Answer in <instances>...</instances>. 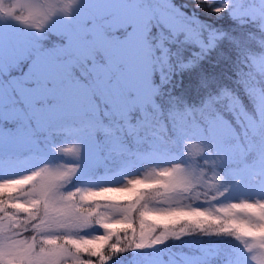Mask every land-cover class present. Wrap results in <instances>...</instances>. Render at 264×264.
I'll return each mask as SVG.
<instances>
[{
	"label": "snow or ice",
	"instance_id": "snow-or-ice-1",
	"mask_svg": "<svg viewBox=\"0 0 264 264\" xmlns=\"http://www.w3.org/2000/svg\"><path fill=\"white\" fill-rule=\"evenodd\" d=\"M201 2L217 14L230 9V15L238 23L255 28L246 39L234 38L243 53L245 63L241 71L247 79L241 81L240 72H237V90L212 95L195 107L172 104L166 113L163 105L153 99L157 89L150 86L143 111L145 115L153 110L159 112L164 117V131L171 142L184 148L183 153L167 155L174 159L186 155L220 169L211 187L216 188L226 175L237 171L233 165L242 161L245 169L259 166L262 179L258 187L264 191V0H225L223 5L215 7L213 0ZM153 4L155 6L148 5L139 10L143 20L140 35L155 45L152 51L162 60L160 79L163 81L164 69L171 68L170 42L182 36L201 52H207L223 34L186 17L175 6L174 0H153ZM23 71L26 73L27 69ZM23 86L28 92L38 88L36 81L30 79H25ZM16 95L18 117L0 123V129L4 131L0 135V171L33 163L36 166L23 174L0 179V264H108L118 254L155 249L164 244L168 236L180 237V233L174 231L153 235L155 228L147 226L146 222L167 225L187 220L203 229L204 223L197 221V217L220 225L224 215L230 219L223 226L208 228L206 234L230 236L236 243L227 249L219 245L201 246L195 256L187 257L186 254V264H251L252 259L264 264V236H257L249 230L264 220L258 221L256 217L233 211L244 208L255 212L264 200L236 199L234 203L221 205L216 210L219 214L207 208H172L173 194L192 186L193 170L184 164L154 168L149 176L126 177L124 186L101 189L76 186L69 190L67 186L75 178L81 176L85 181L90 177L87 174L98 173L99 167L86 169L81 163L85 159L83 143L54 147L51 157L28 149L27 145L39 142L36 139L39 125L29 113L25 100ZM39 104L47 107L49 116L55 115L52 97H43ZM138 122L136 116L129 114L126 117L130 131ZM84 130L98 147L108 145L109 151L117 158L115 171H122L132 163L128 158L132 155L129 133L121 138L103 120L89 122ZM134 155L137 160H143L158 154L148 149ZM60 159L70 162H51ZM200 171L202 174L203 169ZM236 184H241L239 178ZM228 191L229 188L217 191L212 199L224 197ZM20 196L25 199H19ZM157 197L169 205L167 210L153 202ZM94 198L124 203L110 205L112 212L105 214L87 206ZM21 214L26 215V222L35 221L32 224L34 235L24 236L13 231ZM243 224L249 228L242 227ZM94 225L99 229L96 235L83 234ZM253 244L261 249L256 254H253ZM158 264L168 262L161 255Z\"/></svg>",
	"mask_w": 264,
	"mask_h": 264
},
{
	"label": "rangeland",
	"instance_id": "rangeland-1",
	"mask_svg": "<svg viewBox=\"0 0 264 264\" xmlns=\"http://www.w3.org/2000/svg\"><path fill=\"white\" fill-rule=\"evenodd\" d=\"M213 1L217 3V6L223 5L225 2V0ZM26 4L29 6L26 7ZM148 5L155 6L153 0H0V74L13 70L6 79L0 78V110L4 109L3 114H5V116L2 115L3 118L0 116V120H6L9 116L18 117V96L16 94L25 100L29 106V113L33 114L39 127L68 117L98 122L102 120L101 116L105 109L107 112L113 111L114 113L111 114L116 116L127 113L135 105H139L143 110L150 95V86L157 89L153 99L160 92V87L154 81L152 74L154 67L159 69V64H162V60L152 51L155 45L140 35L143 20L139 10ZM228 11L230 12V9ZM151 23L154 25L155 20ZM126 24L127 27H125ZM119 26L122 28L121 33H118L116 29ZM134 26L136 31H134ZM60 35L63 36L62 39H60ZM180 40L184 41L183 38ZM199 51L200 49L197 47L196 52ZM23 69H27V72L25 73ZM25 79L36 81L37 90L34 92L25 90L23 86ZM45 96H50L54 100V116H49L47 107L39 104V101ZM94 97L96 99H93ZM100 103L101 109L104 110L102 113L98 107ZM107 119L110 120V118ZM3 134V129H0V135ZM74 143L84 144L85 159L81 163L86 169L94 164L113 162V156L103 148L106 145L98 147L85 131L63 137L56 146L39 147V151L47 153V156L51 157L54 147H71ZM29 145L37 148L34 143ZM160 148L163 150L156 157L136 161L125 174L89 182L77 179L80 177L78 176L67 188L70 190L73 187L82 186L101 189L106 186H124L126 177L149 176L152 175L154 168H170L176 164H184L193 170L192 186L195 183L199 184L203 189L205 187L206 193H209L201 200L184 203V200L181 201L185 192L193 193L195 190L190 191L192 186L188 187L186 191L179 189L173 194L172 208L186 210L207 208L214 214H219L216 210L221 205L229 202L234 203L236 199L264 200V191L258 187L262 179L259 166L233 176L228 174L216 188H213L211 183H215L214 177L220 173L218 167L212 163L205 164L203 160L190 159L186 155L180 159H174L167 155V153H183V146L176 145L175 148H170L160 143ZM213 159H215V155ZM51 162L66 163L70 161L60 159ZM35 166L36 164L33 163L0 171V179L23 174ZM201 169H203L202 174ZM238 178L241 180L240 185L236 184ZM225 188H229L226 196L212 199L216 196L217 191H222ZM19 199L23 200L25 197L20 196ZM175 202L181 203L174 204ZM114 203L124 202L94 198L88 202L87 206L95 207L99 212L106 214L112 212L110 205ZM157 205L166 210L169 208V205L163 201L162 204ZM233 211L251 215L258 218V221L264 220V204H261L255 212L244 208ZM228 219L230 217L224 215L221 224L214 225L210 221L205 222L203 218L197 217V221L204 224L209 223L203 229L207 238L200 241L199 247L206 246L203 245L206 242H211L208 239L209 235L206 234L208 228L223 226ZM17 221L18 226H14L13 231L21 232L24 236L35 234L31 227L35 221L26 222L25 214L19 215ZM146 224L155 228L153 235L158 233L157 225H152L150 222H146ZM180 225L184 226L182 229L188 232L186 234L188 236L193 232L196 223L183 220ZM161 226L163 233L176 227L171 223ZM241 226L249 228L247 224ZM25 228L28 231H24ZM249 230L257 236H264V222H258V227L253 226ZM98 231L99 229L94 225L84 230L83 234L92 236L96 235ZM188 239L189 236L184 237L181 241L187 245L185 250L181 249L184 258L173 260L169 258L172 260V264H186V254L187 257L198 254L199 247H192ZM249 242L252 243V240L250 239ZM165 244L168 243L164 242L160 246ZM214 244L219 245L220 243L215 242ZM260 250L259 245L253 244V254ZM133 252L128 251L114 256L108 264L118 257L121 259ZM156 254L160 255V252L156 251ZM171 256V254H167L165 257ZM150 261L151 264H158V259L155 257L148 259L145 264H150ZM251 264H258V261L252 259Z\"/></svg>",
	"mask_w": 264,
	"mask_h": 264
},
{
	"label": "trees",
	"instance_id": "trees-1",
	"mask_svg": "<svg viewBox=\"0 0 264 264\" xmlns=\"http://www.w3.org/2000/svg\"><path fill=\"white\" fill-rule=\"evenodd\" d=\"M174 3L186 17L195 19L200 24L217 33H222L223 35L216 40L214 46L209 48L207 52H196V45L180 40L182 36H178L175 41L170 42V52L173 53V55L170 56L171 68L164 69L163 81L159 78V73L162 74V64H159V69L156 67L153 69V73H155L153 79L160 87V92L154 100L157 104L163 105V111L165 113L167 112L168 107L172 104H175L177 107H183L184 105L195 107L198 106L204 99L212 95L221 94L225 90H237L238 86L236 73L240 72L241 81L247 79V77H245L243 71H241V66L245 63V61L243 53L240 52L234 42V38L239 37L241 39H246L248 33L255 32V28L252 25L240 24L233 19L228 10L217 14L213 12L207 4L202 3L201 0H174ZM215 6H217V3L213 1V7ZM127 26L128 25L126 24L125 27ZM119 27L116 29L118 33H121L122 28L121 26ZM60 36V39H62L63 36ZM196 53H199V55H195ZM190 59L192 60L188 61ZM157 70L159 71L158 73ZM12 72L13 70L2 72L0 74V78L3 80L6 79L9 73ZM101 106L102 105L100 103L98 105L100 113L104 111L101 109ZM132 108L133 109H129L127 113L119 116L111 114L114 112H107V109H105L101 116L102 120L113 129L114 134L118 133L121 138H123L126 133L130 134L131 139L128 140V143L131 145L132 155H129L128 158L132 161V163L122 171H115L117 158L109 151V147L106 145L103 148L108 151V154L113 156V162L94 164L90 168L99 167L100 171L98 173H88L87 175L90 177L85 180L86 182L102 178L107 179L117 177L125 174L132 164L139 161L134 155V153L138 151L143 152L151 149L154 153L160 154L163 150L160 148V143H163L165 146H169L170 148L176 147V145L171 142V138L164 131V117L161 116L159 112L153 110L145 115L139 105H135ZM3 110H0L1 118H3L2 115L5 116V114H3ZM109 114L111 115L109 116ZM129 114L136 116L139 121L131 131L126 123V117ZM105 115L106 118H104ZM15 118L9 116L6 120ZM107 118H110V120ZM3 121H5V119H1L0 123ZM101 121L97 122L89 119H76L74 117L61 118L51 124H47L44 127H39L36 130V139H38L39 142L33 143L37 146V148H33L31 145H27L26 147L32 152L47 155V153L39 151V147L45 148L56 146L61 142L63 137L73 133L85 131V125L89 122L100 123ZM156 156L157 155H154L149 158ZM233 167L237 169V171L231 173V176L247 170L244 168L242 161H238L233 165ZM77 179L83 180L81 176ZM192 189L195 191H193V193L185 192L181 202H183V200L184 203L187 201L201 200L209 193L205 192V187L203 189L196 183L193 184L190 191ZM153 202L162 204L159 197H157L156 201ZM181 202H175L174 204H179ZM182 221L174 224L176 227H173L171 230L180 233V237L174 238L168 236L165 240V243H168L169 245L165 244L162 247L159 245L156 246L155 249L138 250L135 251V254L133 252L121 259H118L120 257L116 258V260H114L111 264H145L148 259L153 257L158 259L161 255L167 260L168 264H172L171 262L173 259L184 258V254L182 255L181 253V249L185 250V248H187L185 242L181 243L184 237L186 238L189 236L188 240H190L189 242L192 244L191 246L196 248L200 246V241H204L207 237H205V232L203 230L205 227L201 229L196 225L193 228V232L187 236L186 234L188 232H181L182 227H184L180 225L182 224ZM206 225H209V223L204 224V226ZM162 229L163 227L161 225L156 226V231H158V233H161L163 231ZM164 232L167 234L169 231L166 230ZM209 237L210 238L208 239L211 240V242H218L220 243L219 246L225 249L236 243L232 241L230 236L221 235L217 237L209 235ZM211 242H206L203 245L209 246L214 244ZM156 251H159L160 255H157ZM167 254H171L172 256L165 257ZM117 256H119V254Z\"/></svg>",
	"mask_w": 264,
	"mask_h": 264
}]
</instances>
